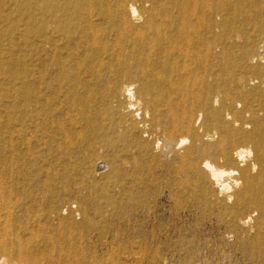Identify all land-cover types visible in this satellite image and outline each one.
Returning a JSON list of instances; mask_svg holds the SVG:
<instances>
[{
  "label": "bare ground",
  "instance_id": "1",
  "mask_svg": "<svg viewBox=\"0 0 264 264\" xmlns=\"http://www.w3.org/2000/svg\"><path fill=\"white\" fill-rule=\"evenodd\" d=\"M148 3L144 18L140 6ZM40 6V17L27 18L28 37L55 45V52L48 65L41 62L39 77L29 71L28 151L56 140L88 141L96 159L107 140L85 133L103 117L133 114L164 133L161 154L184 149L179 156L190 177L180 179L177 195L193 194L209 178L225 197L233 228L253 230L252 214L261 213L255 231L264 244V50L256 53L255 35L264 31L257 29L264 0H42ZM137 20H144L141 28ZM11 175L0 176V264H71V251L68 260L57 258L35 244L39 233L17 224L20 188ZM36 179V191L46 189V180Z\"/></svg>",
  "mask_w": 264,
  "mask_h": 264
},
{
  "label": "rangeland",
  "instance_id": "2",
  "mask_svg": "<svg viewBox=\"0 0 264 264\" xmlns=\"http://www.w3.org/2000/svg\"><path fill=\"white\" fill-rule=\"evenodd\" d=\"M25 2L0 0V176L12 173L20 188L16 222L35 236L39 233L35 244L57 258L68 260L70 256L71 264H264V244L255 231L261 213L252 214L250 226L255 232L233 228L225 197H218V186L209 178L202 179L193 194L177 195L180 179L190 177L179 156L184 149L173 148L163 155L164 133L145 127L133 114L103 117L85 133L107 140L96 158L103 163L100 170L88 141L71 146L56 140L36 153L28 151L29 73L39 77L41 62H51L55 45L43 46L38 37L31 43L27 18L29 14L41 16L42 0H28L29 11L22 6ZM148 5L140 6L144 18L152 6ZM259 22L257 29H264V19ZM135 23L141 28L144 20ZM255 33L256 53L260 54L264 31ZM50 37L55 40L61 35L51 33ZM57 45L61 48L63 43ZM237 106L242 107L243 102ZM207 119L205 115L199 125L201 134ZM211 163L226 171L230 168L221 161ZM38 177L46 180L43 191H36Z\"/></svg>",
  "mask_w": 264,
  "mask_h": 264
}]
</instances>
